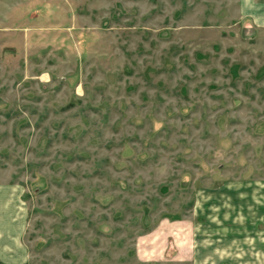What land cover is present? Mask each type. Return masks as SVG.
Here are the masks:
<instances>
[{
	"label": "rangeland",
	"instance_id": "374dc122",
	"mask_svg": "<svg viewBox=\"0 0 264 264\" xmlns=\"http://www.w3.org/2000/svg\"><path fill=\"white\" fill-rule=\"evenodd\" d=\"M250 185L264 0H0V264H192L197 199Z\"/></svg>",
	"mask_w": 264,
	"mask_h": 264
},
{
	"label": "crops",
	"instance_id": "0c3cea01",
	"mask_svg": "<svg viewBox=\"0 0 264 264\" xmlns=\"http://www.w3.org/2000/svg\"><path fill=\"white\" fill-rule=\"evenodd\" d=\"M256 188L205 191L194 210L202 225H195L191 240L187 236L180 245V259L192 264H264V189L258 193Z\"/></svg>",
	"mask_w": 264,
	"mask_h": 264
}]
</instances>
